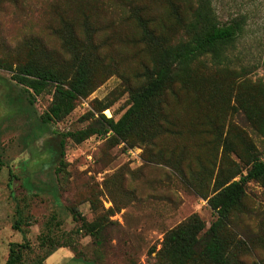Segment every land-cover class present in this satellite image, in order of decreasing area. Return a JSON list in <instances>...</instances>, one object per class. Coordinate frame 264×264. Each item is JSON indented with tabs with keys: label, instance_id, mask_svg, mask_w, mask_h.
Instances as JSON below:
<instances>
[{
	"label": "rangeland",
	"instance_id": "rangeland-1",
	"mask_svg": "<svg viewBox=\"0 0 264 264\" xmlns=\"http://www.w3.org/2000/svg\"><path fill=\"white\" fill-rule=\"evenodd\" d=\"M67 1L3 0L0 59L16 61L24 50L22 42L31 35L53 51L54 57L57 52L62 54V41L53 33L61 22V12L72 18L79 4L87 5L89 0ZM107 1L96 3V22L106 23L109 9L103 5ZM145 1L155 2L156 11L162 12L160 0ZM65 2L68 8L61 11ZM189 3L185 0L184 8ZM213 5L222 21L243 16L244 28L230 50L228 68L205 70L204 93L183 88L171 96L167 110L172 129L176 122L179 133L169 131L154 145L140 140L116 142L111 134L95 135L81 143L67 138L68 174L56 172L61 158L56 150L59 134L87 126L93 119L88 113L99 114L98 102H111L104 113L118 119L130 106L129 89L136 83L140 63L146 60L145 52L122 48L115 38L107 48L117 45L113 60L117 72L107 75L89 97L81 98L66 118L48 127L39 123L52 94L33 98L16 84L10 70L0 68V264H6L12 242L30 245L22 264H33L39 258L45 264H159L158 251L168 230L194 213L208 225L217 218L208 199L192 184V172H202V165L220 153V140L213 132L218 126L224 135L230 124L237 125L257 149L264 150L263 137L234 111L230 101L236 93L264 92V0H213ZM117 11L110 12V17L121 19ZM121 30L130 28L123 25ZM167 32L173 39L181 35L176 27ZM105 35L106 30H101L98 39ZM210 121L212 130H208ZM53 145L55 152H51ZM182 147L187 158L177 166L175 158L166 153ZM229 162L245 166L235 153L230 154ZM246 192L250 212L234 230L253 241L264 232V185L250 181ZM81 218L103 222L101 245L80 230ZM62 244L66 246L60 247ZM251 245V256L264 255L257 242Z\"/></svg>",
	"mask_w": 264,
	"mask_h": 264
},
{
	"label": "trees",
	"instance_id": "trees-1",
	"mask_svg": "<svg viewBox=\"0 0 264 264\" xmlns=\"http://www.w3.org/2000/svg\"><path fill=\"white\" fill-rule=\"evenodd\" d=\"M98 1L79 4L77 15L75 13L72 18L61 12V22L53 33L62 41V54L57 52L54 57L53 51L31 35L22 42L24 50L17 55L16 61L0 59V68L10 70L12 79L30 96L52 94V101L40 115L39 123L48 127L66 118L81 98L89 97L107 75L117 72L113 62L118 54L117 45L107 48L115 38L122 43V48L128 46L145 52L146 60L140 63L135 74L136 83L129 89L130 106L118 119L104 113L111 102H98L99 114L96 117L88 113L93 119L87 126L59 134L56 150L61 158L56 172L63 175L68 174L67 138L81 143L95 135L111 134L116 142L140 140L154 145L169 131L178 134L176 122L173 129L171 127L173 121L167 110L171 96H176V90L183 88L204 93L205 70L228 68L230 50L245 24L243 16L222 21L213 0H190L188 9L184 8L185 0H160V13L156 11L158 4L153 1L118 0L117 5V0H108L103 5L109 9L106 23L100 19L96 22L94 7ZM65 3L61 11L67 10L68 3ZM117 8L121 19L109 15L118 12ZM123 25L130 30L122 31ZM170 27L180 30L178 39L167 32ZM101 30H106V35L98 39ZM230 101L234 111L243 115L264 140V92L236 93ZM32 102L30 99L29 103ZM213 124L208 122V130L213 129ZM213 132L220 140V163L216 162L218 154L214 155V159L202 165V172H192L195 181L192 184L208 199L217 218L208 225L194 213L168 230L158 251L159 264H264V255L251 256L253 241L264 249V232L253 241L249 240L250 243L234 230L239 228L242 216L250 212L245 202L247 184L259 181L264 185V150L257 149L252 138L237 125L230 124L224 135L219 126ZM52 151L55 152L54 145ZM186 153L182 147L170 149L166 154L173 156L178 166L185 162ZM231 153L240 157L245 166L229 162ZM163 157L167 156L163 154ZM81 220L80 230L91 234L101 245L103 222ZM28 248V243H10L6 264H22ZM33 264H45V260L39 258Z\"/></svg>",
	"mask_w": 264,
	"mask_h": 264
}]
</instances>
